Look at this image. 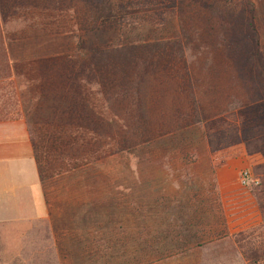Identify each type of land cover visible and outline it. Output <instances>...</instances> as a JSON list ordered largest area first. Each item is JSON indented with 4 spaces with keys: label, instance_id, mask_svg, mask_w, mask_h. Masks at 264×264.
<instances>
[{
    "label": "rangeland",
    "instance_id": "374dc122",
    "mask_svg": "<svg viewBox=\"0 0 264 264\" xmlns=\"http://www.w3.org/2000/svg\"><path fill=\"white\" fill-rule=\"evenodd\" d=\"M197 1L194 12L184 8L182 22L160 1V8L167 3L164 21L106 29L94 21L88 0L2 1L20 105L0 106V118L57 128L33 131L54 218L38 232L0 228V264H247L232 235H224L233 216L219 202L213 172L222 153L246 151L242 143L216 144L225 138L220 129L226 121L236 124L243 108L264 95V0ZM179 22L187 66L203 75L204 105H172L169 98L180 90L164 66L153 64L117 90L103 88L99 77L71 83L70 72L67 99L65 80L55 77L60 91L51 90L58 88H47L52 80L37 67L51 58L88 59L94 49L180 36ZM211 70L230 73L214 88L221 105L207 103ZM227 86L232 97L223 105ZM116 92L120 105L108 101ZM69 98L86 105L68 106ZM252 159L249 171L259 181L254 168L264 157ZM71 231L75 241L66 237Z\"/></svg>",
    "mask_w": 264,
    "mask_h": 264
},
{
    "label": "trees",
    "instance_id": "16d2710c",
    "mask_svg": "<svg viewBox=\"0 0 264 264\" xmlns=\"http://www.w3.org/2000/svg\"><path fill=\"white\" fill-rule=\"evenodd\" d=\"M2 1L0 0V106L5 108V105H13L18 108L20 103L13 81V74L14 72L17 73L19 68L18 66L12 67L9 62L7 37L1 18ZM160 1L170 3L168 8L176 12L179 21L186 14L184 8L190 12H194L196 9L195 6H199L197 0H88L91 6V12L94 15L93 19L102 29L112 27L114 23H118L122 28L128 22L147 24L155 22V19L164 21L165 12H163V9H165L167 3L162 5L164 8H160L158 7ZM204 6L207 5L204 4ZM181 22L178 24L179 31L182 28V34L180 36L156 42L135 43L113 48H98L94 49L88 59H82L79 56L51 58L40 61V63L38 62L37 67L44 72L43 76L45 79L50 78L52 80L46 82L47 84L45 86L47 88L50 87V89L54 87L58 88L57 90H51L58 91L60 89L58 82H53L55 77L65 80V82L60 83L65 99L68 98L65 92V83H69V81H66L69 77L71 78V83L79 80L80 77L81 80L83 78V80H87L90 84H92V80L99 77L104 85L103 88L117 90V88H123L122 84L127 88L126 83L131 84L134 78H139L140 72L149 71L153 64L156 67L164 66V72L187 71L189 68L186 63L184 48L186 47V41L183 40L185 39L183 36L184 27ZM256 56L261 58L260 51ZM70 72L72 75L68 77L67 74ZM119 76L122 81L118 83L120 85H117L114 79ZM77 86L80 89L82 87V85ZM78 87L76 88V93L79 92ZM119 94L116 92L115 96L109 97L108 101L113 102L112 105H117L118 103L120 105L122 98L119 97ZM135 96L137 99L138 95L136 94ZM67 104L68 106L86 105V101L80 104L76 100L72 101L69 98ZM17 118L19 116H7L0 118V121L14 120ZM225 125V127L220 129L223 130L221 133L225 134V138L216 144L225 149L242 143L245 145L246 153L249 156L261 154L264 157V95H260L254 104L246 105L243 108L241 117L236 124L232 125L226 121ZM50 126L56 127L55 124L49 125L42 123L41 125H37V128H42L43 131H49ZM58 139L53 140L54 150L58 148ZM232 139L235 140L232 141ZM213 142L209 136L208 144L215 145ZM35 152L37 160L39 161L36 144ZM39 164L42 173L40 161ZM254 173L259 176V184L250 186L249 190L257 202L262 222L258 226L232 235V239L247 264H264V163L254 168ZM224 224L226 230L224 235L228 236L226 222Z\"/></svg>",
    "mask_w": 264,
    "mask_h": 264
},
{
    "label": "crops",
    "instance_id": "0c3cea01",
    "mask_svg": "<svg viewBox=\"0 0 264 264\" xmlns=\"http://www.w3.org/2000/svg\"><path fill=\"white\" fill-rule=\"evenodd\" d=\"M208 74L211 91L207 103L221 105L218 94L215 98L214 88L219 85L221 76L225 80L230 79V73L226 74L224 71L221 75L219 70H211ZM164 75L171 79V84L176 90H180L174 91L169 98L172 105H204L205 99L201 92L204 85L202 73H194L188 69L164 72ZM225 93L227 96H223V105H228L232 97L228 86ZM41 124L42 122H39L32 127L28 119L22 117L0 121L1 230L13 227L22 231L38 232V225L41 229L54 218L35 152L36 137L33 131ZM221 157V163L214 167L213 179L219 202L227 218L233 216L227 221V229L230 235H234L262 222L255 198L250 190L240 183V175L243 171L250 170L253 156H249L244 149H232L222 153ZM66 237L74 240L78 235L76 231H71Z\"/></svg>",
    "mask_w": 264,
    "mask_h": 264
},
{
    "label": "built area",
    "instance_id": "2783aa9c",
    "mask_svg": "<svg viewBox=\"0 0 264 264\" xmlns=\"http://www.w3.org/2000/svg\"><path fill=\"white\" fill-rule=\"evenodd\" d=\"M240 183L244 187H250L252 185L256 186L259 184V181L257 179H253L252 174L249 170H245L240 175Z\"/></svg>",
    "mask_w": 264,
    "mask_h": 264
}]
</instances>
